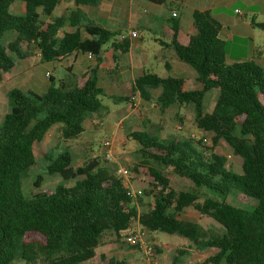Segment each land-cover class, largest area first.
Listing matches in <instances>:
<instances>
[{
    "label": "trees",
    "instance_id": "1",
    "mask_svg": "<svg viewBox=\"0 0 264 264\" xmlns=\"http://www.w3.org/2000/svg\"><path fill=\"white\" fill-rule=\"evenodd\" d=\"M63 1L0 0V80L1 74L14 71L17 60L26 58L25 49L30 47L36 49L41 63L78 54L96 59L93 69L72 74L58 85L49 78L42 94L28 91L24 95L17 89L7 93L10 109L0 124V264H84L95 257L106 235L119 242L135 224L147 233L185 239L200 252L214 250L207 264H264V69L253 61L226 64L223 27L208 11L192 13L186 45L177 41L180 26L172 18V36L165 44L177 61L195 73L198 89L184 90L181 78H160L149 72L131 84L132 96L155 100L160 112L190 105L196 128L210 135V145L205 147L200 140H161L146 131L129 134L138 146L139 166L128 169L134 174L141 168L146 178L142 195L152 197L148 211L138 212L135 203L140 197L129 198L122 178L105 162L92 158L72 167L67 152L48 158L46 173L76 180L73 186L42 191L43 179L37 176L29 197L21 195V180L36 163L34 145L43 141L50 128L59 125V139L68 143L104 108L97 73L103 48L113 51L114 63L116 52L123 55L130 49L128 40L116 39L121 30H107L78 11L97 7L103 0H69L76 10L53 17ZM147 1L163 5L166 0ZM15 2L23 4L20 15L9 10ZM251 25L264 34V22ZM8 34L14 38L3 44ZM168 65L165 61L166 70ZM211 90L217 91V97L212 110L205 113L203 101ZM155 91L159 94L153 98ZM220 141L240 159V173L228 170L226 159L214 153ZM173 177L189 180L194 189L172 190ZM202 191L223 200L201 201ZM232 193L241 203L253 200L252 210L226 203L224 199ZM187 208L212 219L223 234L177 219ZM184 254L176 250L170 264H181ZM106 262L125 264L113 258Z\"/></svg>",
    "mask_w": 264,
    "mask_h": 264
},
{
    "label": "rangeland",
    "instance_id": "2",
    "mask_svg": "<svg viewBox=\"0 0 264 264\" xmlns=\"http://www.w3.org/2000/svg\"><path fill=\"white\" fill-rule=\"evenodd\" d=\"M125 3L127 1L123 0ZM144 4L151 5L142 1ZM67 3L61 4L57 7L56 12L58 15H62L64 7ZM135 5V1L132 3ZM113 7L115 4L113 3ZM234 8H243L240 5H235ZM232 8V10L234 9ZM147 8V14L145 17L151 18L152 23L149 26L151 32L145 28L138 27V35L140 41L137 42V50L134 52L133 58L135 61H139L140 58L143 61L144 72H149L157 75L160 78H165L169 74L164 67V62L169 61V55L167 52L162 51L161 47L157 45L154 40L155 37L162 39L160 35V28L156 22H153V12ZM10 12L15 15H20L24 12L23 4L15 2L10 7ZM124 10V11H123ZM115 7L117 12L116 22L113 26H110L107 20H101V23L107 27V29H121L127 27V10ZM169 11V10H168ZM167 11V12H168ZM114 12V14H116ZM91 17L96 18L102 16L100 10L90 9ZM263 19V18H259ZM262 21V20H259ZM122 31V30H121ZM258 34L260 31L256 29ZM14 34H8L3 39V44L8 41H12ZM257 46L264 45L259 39L255 40ZM139 45L142 51H139ZM107 46L104 47V49ZM109 50V49H107ZM233 52H237L236 49ZM26 61H36L39 57L36 55L35 48L30 47L25 49ZM22 60H17L16 73L10 75L9 73H3L0 80V124L4 115L9 113V103L7 93L11 89H17L24 95H27V89L36 94H42L45 92V86L49 84V80H45L44 86L34 87L29 83L28 78L17 79V72L24 70ZM230 59L226 60V64L230 65ZM55 64L51 63H37L35 66L36 73L43 78L45 72L52 73L55 79V85H58V79H67L70 77L69 72L64 68L54 69ZM189 68V67H188ZM15 70V69H14ZM89 70V69H87ZM190 70H192L190 68ZM12 73V72H11ZM16 74V75H15ZM107 74V73H106ZM46 77V76H45ZM47 78V77H46ZM115 89V90H114ZM124 92L116 89L113 85L109 84L107 79L104 80V94L102 102L104 108L96 115L91 117L84 124V132L76 139L68 143H62L59 139V125H55L47 132V137L43 139L41 143L34 145V154L36 163L33 167L29 168L24 178L21 180V195L25 198L29 197L31 191H33V182L37 176L43 179L40 190L52 191L56 186H63L69 188L73 186L76 180L64 181L59 175H47L46 166L48 158H54L61 153H69L72 158L71 166L75 167L77 164H81L85 160L98 158L100 162H105V165L113 172L116 167L122 166L124 168H132L134 165H138V146L129 138V134L133 131H146L151 135H156L161 140L170 139H191L193 142L202 141V145L209 147L210 135L203 134L199 131L194 124V116L192 107L184 106L182 108L170 107L165 112H160L159 106L155 100L145 102L141 100L137 95L132 96L131 88L126 86ZM156 98V95H152ZM122 97L127 98L130 101H116L114 98ZM217 97V91L211 90L206 93L203 101V109L205 113L212 110L214 102ZM120 126L115 131V135L112 138V154L113 160L110 162L105 161L103 158L102 141L109 137V133L114 129L115 124ZM182 128L181 131L177 130V127ZM214 153L222 156L226 159V168L234 173H240L241 161L238 157L232 154L231 148L220 141L214 149ZM231 155V159H227V156ZM130 184L133 188L145 189L147 187L146 178L144 177L141 168L136 170V173H132V179ZM170 188L174 191H192L194 189L193 184L182 178L173 177ZM206 198H213L219 201L223 200V197L218 195H211L207 191H202L200 200ZM238 196L234 193L229 194L224 201L237 208L251 211L255 202L253 200H245L243 203L238 201ZM135 203L139 213L149 210L152 204V197L141 196L139 201ZM171 212V211H169ZM177 219L192 222L198 224L204 231L221 235L224 230L212 219L202 216L191 208L183 210L180 214L176 215ZM136 226V224L134 225ZM103 245L96 249L95 257L84 264H107V260L110 258L123 261L125 264H147V259L140 248H135L126 244L122 238L119 242L115 241L112 235H106L104 237ZM146 241L149 242L154 250L153 262L151 264H170L173 254L176 250H183L185 254L181 257V264H207V260L214 254V250L198 251L193 245H191L185 239H182L175 235H167L163 233H147ZM14 264H20L14 262Z\"/></svg>",
    "mask_w": 264,
    "mask_h": 264
},
{
    "label": "crops",
    "instance_id": "3",
    "mask_svg": "<svg viewBox=\"0 0 264 264\" xmlns=\"http://www.w3.org/2000/svg\"><path fill=\"white\" fill-rule=\"evenodd\" d=\"M125 1H127V3L123 0H103L97 7L78 8V11L84 19L93 21L94 23L107 29L104 23H101L100 21L107 20L108 24L113 26L117 21L115 18L117 17L115 7L118 6L122 10L126 8L128 25L125 28L122 27L119 29L122 30L121 32H125L127 30H135L138 32V24L139 28L146 29L147 27V30L151 32L149 26L151 25L152 20L151 18L144 16L147 14V8L149 9V6L142 2L148 1ZM132 1H135V5L130 4ZM63 3H67L64 7V12L67 13L69 10H76V7H74L69 0H64L61 4ZM113 3L115 4V7H113ZM148 3L151 5L150 7H152V9L150 8L149 10L153 12V22H156L160 28L159 36L162 38L159 39V37H155L154 40L157 45L162 48L161 50L167 52L169 55V65L167 70L169 75L167 77L181 78L184 81V90L198 89V86L194 82L195 73L190 70L188 66L177 61L172 52L165 47V44L170 41L172 36V32L170 30V22L172 21V18L177 20L180 26L177 33V41L181 45H186L188 43V31L191 26V15L194 11H208L222 25L223 29L221 31V39L225 43L227 53L226 60L230 59V65L238 61H253L264 69V45L257 46L255 43V40L259 39L264 44V34H258L255 32L256 28L251 25L252 21L255 23L264 22V0H166L163 5H156L150 2ZM235 5H240L243 8V11L241 9L234 8ZM232 8L234 9L232 10ZM56 9L53 13V17H60L66 14L63 13L62 15H58ZM90 9L100 10V14H102V16H98L96 18L91 17V13H89ZM114 12H116V14H114ZM138 40L140 41L139 35L136 40L129 41L130 49L126 54L120 55L116 52L115 63L112 58L113 51L111 49L107 50V47L105 49L103 48L102 55L100 56L101 62L97 65V73L102 82L103 90L104 80L107 79L109 84L116 87V89L121 90L120 92H124V90H127L125 87L129 86L131 88L133 80L144 72V60L140 58V55L139 61H135L133 58L134 52L137 50L136 41ZM234 49H236L237 52H233ZM139 51H142L140 45ZM36 55L38 56V53ZM22 61L24 70L17 72V76H19L17 79L26 77L28 78L29 83L32 84L31 86H34L35 88L39 86L43 87V82L45 80H49V78H51L54 83L56 82L50 72H45L43 78L36 73L35 66L37 63L41 64L40 60L26 61V59H24ZM53 63L55 64L54 69H58V67L64 68L69 72V75H81L85 73L87 69H93L96 66V59L87 60L85 55L78 54L72 55L60 62ZM16 65L18 64L16 63ZM16 67L12 73H9V76L16 73ZM46 75H49V78H46ZM61 80L65 79H58V83ZM46 87L47 85L45 86V89ZM28 91L30 90L27 89V92ZM151 94L156 95L157 97L159 91L151 92ZM189 107L191 106L189 105Z\"/></svg>",
    "mask_w": 264,
    "mask_h": 264
},
{
    "label": "built area",
    "instance_id": "4",
    "mask_svg": "<svg viewBox=\"0 0 264 264\" xmlns=\"http://www.w3.org/2000/svg\"><path fill=\"white\" fill-rule=\"evenodd\" d=\"M174 16V14H173ZM138 38V32L135 30H127L125 32H121L117 37L118 42L123 41H132L136 40ZM87 60H93V56L87 55ZM47 78H49V75H46ZM120 126L119 124L114 125V129L109 133V137L104 139L102 141V150H103V158L105 161L110 162L113 160V154H112V138L115 135V131ZM178 131H181L182 128L180 126L177 127ZM227 159H231V155L227 156ZM114 173L116 176H119L122 178L124 186L127 190V196L131 199H136L138 197L142 196V189L141 188H133L130 184V180L132 179V173L129 171V169L124 168L122 166H118L115 168ZM146 234L147 232L143 230L139 225H136L133 227L127 235L124 237V241L127 245L140 248V250L143 252L147 259V264H151L153 262V256H154V249L153 246L146 241Z\"/></svg>",
    "mask_w": 264,
    "mask_h": 264
}]
</instances>
